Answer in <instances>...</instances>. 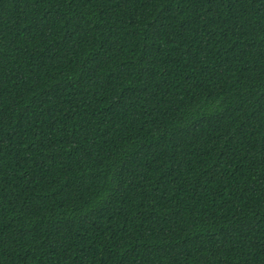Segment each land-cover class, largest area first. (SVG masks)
Masks as SVG:
<instances>
[{"label": "trees", "instance_id": "1", "mask_svg": "<svg viewBox=\"0 0 264 264\" xmlns=\"http://www.w3.org/2000/svg\"><path fill=\"white\" fill-rule=\"evenodd\" d=\"M0 264H264V0H0Z\"/></svg>", "mask_w": 264, "mask_h": 264}]
</instances>
